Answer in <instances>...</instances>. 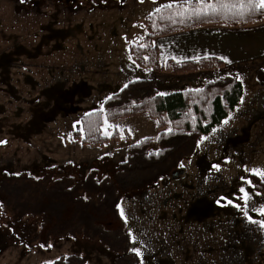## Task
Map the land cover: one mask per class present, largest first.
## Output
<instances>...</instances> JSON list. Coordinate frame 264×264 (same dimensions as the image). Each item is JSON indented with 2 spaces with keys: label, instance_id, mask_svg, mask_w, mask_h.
<instances>
[{
  "label": "rangeland",
  "instance_id": "1",
  "mask_svg": "<svg viewBox=\"0 0 264 264\" xmlns=\"http://www.w3.org/2000/svg\"><path fill=\"white\" fill-rule=\"evenodd\" d=\"M169 3L196 7L199 0H0V178L56 168L77 177L91 169L100 178L111 176L129 144L156 138L155 119L143 113L107 120L118 126L108 135L116 129L120 138L103 145L82 143L73 133L83 114L102 108L123 86L128 77L119 75L135 62L129 44L143 41L144 20ZM254 24L246 35H231L241 69L253 71L242 76L244 104L237 116L200 138L196 153L181 162L183 173L121 199L142 264H264V228L226 203L243 206L238 190L249 186L241 177L264 170V21ZM136 70L130 69L131 77ZM249 191L260 194L250 208L264 205V189ZM221 197L226 200L217 203ZM37 221L0 204V264L49 263L70 253L87 264H113L99 241L81 236L53 238L43 248L35 237Z\"/></svg>",
  "mask_w": 264,
  "mask_h": 264
},
{
  "label": "trees",
  "instance_id": "2",
  "mask_svg": "<svg viewBox=\"0 0 264 264\" xmlns=\"http://www.w3.org/2000/svg\"><path fill=\"white\" fill-rule=\"evenodd\" d=\"M249 2L213 0L212 4L236 7H221L216 12L201 14L188 11L183 15L179 14L180 8L186 6L173 3V8L164 9L161 13L154 11L144 20L146 33L143 43H130L129 52L139 66H150L156 71L185 73L221 67L223 61L214 56L160 63L152 39L201 25L246 26L263 20L264 9L239 7V4ZM251 2L257 3V0ZM124 85L103 101L102 108L83 114L80 129L73 133L82 143L103 145L109 139L120 138L116 129L110 135L102 133L105 120L114 121L142 113L155 119L159 129L156 138L146 136L129 144L123 160L117 163L111 176L100 178L97 170L91 169L85 176L77 177L68 170L56 168L40 176L8 172L0 178V204L10 206L18 218L38 217L35 237L43 248H48L53 238L81 236L99 241L112 253L113 264H142V255L132 250L130 231H125L127 221L117 205H120L123 195L155 186L160 180L171 177L174 171L182 169V160L196 153L200 138L235 110L243 90L242 82L235 74L207 81L197 89L164 95H160L153 78H135ZM126 137L129 138L128 133ZM248 178L252 179L255 190L263 191V181L252 174ZM52 262L87 264V260L77 253L60 255Z\"/></svg>",
  "mask_w": 264,
  "mask_h": 264
},
{
  "label": "crops",
  "instance_id": "3",
  "mask_svg": "<svg viewBox=\"0 0 264 264\" xmlns=\"http://www.w3.org/2000/svg\"><path fill=\"white\" fill-rule=\"evenodd\" d=\"M262 21H264V19L259 22ZM259 22L254 25H257ZM252 25L253 24L246 25L243 28H233V25L225 24L201 25L171 34L156 36L152 39V43L157 47V59L160 63H164L168 60L183 62L214 56L222 60L223 65L212 69H198L185 73H172L165 70L156 71L150 66H139L137 63L132 62L131 66L123 70L119 75V79L128 77L121 86L131 79L147 77L155 79L159 92L169 93L184 89H197L203 86L207 81L235 74L242 82L243 90L241 99L235 110L222 121L230 116H237L239 109L244 104L242 103V99L245 85L242 76L246 74L248 69L250 72L252 68L245 66L244 69H241V65L243 64L239 57L241 51H239L238 43L231 39V35L233 36L234 31L236 34L246 35L247 30L244 29ZM238 27L241 26L238 25ZM250 35L252 34L250 33ZM221 57L226 59H221ZM228 61H231V63ZM132 67L137 69V76H130L129 71ZM251 73H253V71H251Z\"/></svg>",
  "mask_w": 264,
  "mask_h": 264
},
{
  "label": "snow or ice",
  "instance_id": "4",
  "mask_svg": "<svg viewBox=\"0 0 264 264\" xmlns=\"http://www.w3.org/2000/svg\"><path fill=\"white\" fill-rule=\"evenodd\" d=\"M141 2H143V0H141ZM221 7L232 8V7H236V5H223V4L217 5V4H212V3H204L203 0H199V3L196 7H193L191 3H189L188 7L186 8L181 6L179 14L183 15L184 12H188V11H193L196 14H201V13L208 12V11L216 12ZM239 7L241 9L248 8L250 10L264 9V0H258L257 3H252L250 0L248 4H244V3L239 4ZM171 8H173V4L169 3V4L161 5L160 7H156L155 11L157 13H161L164 9H171ZM221 59H226V58L221 57ZM228 62L231 63V61H228ZM124 87L127 88L128 85H124ZM160 95H164V94L160 93ZM108 99H111V97H109ZM101 111H103V109H101ZM88 115H91V114L89 113ZM227 122H228L227 120L224 121V123H227ZM109 127H118V126L109 125L107 120H105V135L109 134L107 131ZM0 143H5V142L0 141ZM180 166L183 167L184 165L181 164ZM216 167L218 168L219 166H216ZM245 171H249V170L245 169ZM251 174L255 177H258L261 181H264V170L252 169ZM241 179L244 181L245 184L249 186L248 189L242 186L238 190L240 195L236 197V200L242 201L243 206H241V203L234 202V200H231V199L226 200L225 197H221L219 200H217V203H220L221 201L226 200V203L228 205H232L240 209V211H242L244 213V216L248 219L249 223L258 224L260 228H264V219L256 220L251 215H249V212L251 211V212H257L261 217H264V205H261V207L259 208L255 207L254 205L251 208L249 207V203L252 200L253 195L258 196L260 194L250 193L249 189L254 187L252 179L246 178V177H241ZM117 208L120 210L121 216H124V211L122 207L120 205H117ZM129 235L132 237V244H133L132 250L136 252L137 255H142L140 249L135 247V244L137 243L136 238L132 236L131 232H129ZM49 264H54V262H49Z\"/></svg>",
  "mask_w": 264,
  "mask_h": 264
},
{
  "label": "water",
  "instance_id": "5",
  "mask_svg": "<svg viewBox=\"0 0 264 264\" xmlns=\"http://www.w3.org/2000/svg\"><path fill=\"white\" fill-rule=\"evenodd\" d=\"M179 173H183V170H182V169H180V170H176V171H174V172L172 173L171 176H172L173 178H176V177H177V174H179ZM129 228H130V224L128 223V224L126 225V227H125V231H128Z\"/></svg>",
  "mask_w": 264,
  "mask_h": 264
}]
</instances>
